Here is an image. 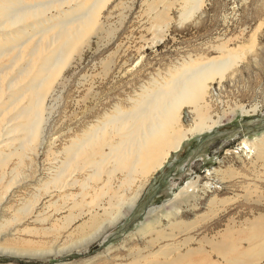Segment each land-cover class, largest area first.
Listing matches in <instances>:
<instances>
[{"label":"rangeland","instance_id":"374dc122","mask_svg":"<svg viewBox=\"0 0 264 264\" xmlns=\"http://www.w3.org/2000/svg\"><path fill=\"white\" fill-rule=\"evenodd\" d=\"M80 1L23 0L35 5L30 17L0 20V264H132L159 231L176 233L179 220L193 228L153 251L169 244L168 258L182 264H264V0H200L186 19L196 0H109L46 94L37 137L21 149L22 134L11 131L9 80L52 34L45 27L69 18ZM228 51L240 58L206 98L221 124L184 141L135 204L83 247V187L93 184L83 153L55 182L68 149L171 75ZM183 113L190 126L189 107ZM149 225L154 230L140 232ZM226 229L231 241L222 251Z\"/></svg>","mask_w":264,"mask_h":264},{"label":"bare ground","instance_id":"6f19581e","mask_svg":"<svg viewBox=\"0 0 264 264\" xmlns=\"http://www.w3.org/2000/svg\"><path fill=\"white\" fill-rule=\"evenodd\" d=\"M22 1L0 0L1 23L8 21L16 25L33 14L35 5H20ZM108 1L82 0L68 13L69 18L46 26V31L52 28V34L39 48L33 50L32 59L21 66L14 77H17V80H9V88L15 89L8 95L10 100L8 99L7 108H13L11 119L15 122L11 131L22 134L19 137L21 149L37 137L43 119L46 94L81 41L94 28L100 10ZM199 6L200 0H196V4L183 13V19L194 14ZM15 58H19V55ZM239 58V53L228 51L219 60L198 62L183 72L178 71L164 84L142 95V99L135 100L129 110H119L115 115L106 118L102 125L92 127L83 136V140L68 149L70 157L63 163L64 167L57 173L55 182H62L60 179L69 171L71 162L83 153V175H86V181L90 180L93 184L90 190L93 194L83 187V216L88 215V219L82 224L83 247L95 241L104 226L116 222L123 215L125 207L127 209L135 204L154 173L165 165L171 153L179 150L184 141L211 131L221 124L222 119L212 118L206 98L212 84L223 81ZM25 97L28 98L27 101H24ZM185 107H189L192 113L190 126L184 122ZM244 146L249 149L247 143ZM207 188L211 189L212 184H207ZM211 202L219 203L223 200L213 198ZM77 204L79 201H76L75 205ZM179 213L180 211H177L176 215ZM72 220L71 218L70 221ZM191 224L192 222L179 220L173 223L172 230L182 234L190 227L193 228ZM154 228L149 225L140 232L146 234ZM176 233L172 231L166 234L159 231L156 238L148 242V254L139 252L140 249L132 264H182L179 257L174 260L168 258L172 250L169 244L153 251L159 241H173L174 237L178 236ZM191 239L188 237L184 241L190 242ZM230 241V231L226 229L220 250L224 251ZM159 255H164V260L159 259ZM202 263L211 264L210 260L198 259H190L185 264Z\"/></svg>","mask_w":264,"mask_h":264}]
</instances>
